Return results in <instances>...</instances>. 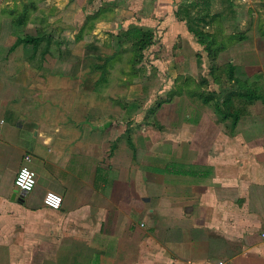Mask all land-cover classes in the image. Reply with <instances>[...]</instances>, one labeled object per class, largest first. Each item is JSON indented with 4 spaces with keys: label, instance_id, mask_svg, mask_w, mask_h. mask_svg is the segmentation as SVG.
<instances>
[{
    "label": "crops",
    "instance_id": "1",
    "mask_svg": "<svg viewBox=\"0 0 264 264\" xmlns=\"http://www.w3.org/2000/svg\"><path fill=\"white\" fill-rule=\"evenodd\" d=\"M197 1L92 0L90 37L65 18L75 1L20 24L0 11V264H264V0H242L240 18L235 0H209L215 57L176 13ZM150 26V58L174 82L149 124L144 54L123 43Z\"/></svg>",
    "mask_w": 264,
    "mask_h": 264
},
{
    "label": "rangeland",
    "instance_id": "2",
    "mask_svg": "<svg viewBox=\"0 0 264 264\" xmlns=\"http://www.w3.org/2000/svg\"><path fill=\"white\" fill-rule=\"evenodd\" d=\"M65 1L66 0H0V11H2L1 12L2 17H4V16L5 17H11L12 13L6 12L9 8H12L11 10H14L13 12H15L16 15H18L23 10V8L27 7V10L29 11V15H30L28 19H30V18H33V15L37 14V12H35V11H37V10L39 11V9L43 8L44 10L42 11V14L43 15L46 14L47 15L46 17L49 18V17H54L55 15H57L59 13V10L55 11L57 8H59V7H57V3L62 4ZM74 1L77 3L78 6H82V4H83V6H82L83 11H79L78 13L75 10L64 11V13L66 15H68V17H65V18L70 19V20H74L75 22L78 20H82L80 23H78V27L76 29H79L81 35H83V33H85L84 34L85 36L90 37L89 36L90 34H87V33H89L92 28H90V26H87V24L86 25H81V24L83 21L85 22V18H86L85 15L89 13L88 9L92 3L91 2L92 0H88L89 3H87V0H86V2H85V0H67V3H71ZM95 1H97V0H95ZM235 1H236V3L240 4L239 9L242 10L241 12H239V14H240L239 18L245 17V14L248 12H247V9L242 5L244 2L242 0H240V2H238L237 0H235ZM219 6H220V3L218 2V0L214 1L212 3V12H214V9L218 8ZM47 8H48V10L46 11ZM92 8H94V7H92ZM92 10H94V9H92ZM94 12L95 11H93L92 14H94ZM159 16H161V15L160 14L156 15L155 19L157 20L159 18ZM87 17H88V15H87ZM94 17L95 16L93 15V18ZM33 19H35V18H33ZM90 20H91V18H90ZM213 20H211L210 23H212ZM215 20H214V22H215ZM222 21H223L221 23L222 25H224L225 27H231V26H234L235 18H232V17L228 18L227 17V18H224ZM91 22H92V20H91ZM213 25H215V23H213L212 26L211 25L207 26L208 28L205 26V29L210 30L211 32H214V34H217L216 33L217 29ZM66 29H68V28H66ZM158 29H159L158 27L155 28V27H151V26L150 27H143V31H145V30L151 31L152 30L151 31L152 37L155 34H158V31L162 30V27H160L159 30ZM68 30H70V29H68ZM72 30H73V27H72ZM134 31H135V29H132L130 31L129 34H131V35L130 36L128 35L127 37H125L124 43H123L126 45L125 49L129 54H130V52L132 53V51L133 52L136 51V49H135L136 46L132 44L134 41L131 42V40H133L134 37L136 36ZM70 34H71V30H70ZM137 38H138L137 39L138 41L143 40V36L137 37ZM78 47L80 49H83L84 45L82 47L79 45ZM105 47H108V45ZM150 48H151V46H149V44H148L145 48L141 49L142 55L144 54L143 71L138 76V81L143 82V86H145V88L141 91L142 97L140 98V103L138 105L140 107L138 109L142 108V110H143V117L142 118H148L149 124L152 123L151 122L152 118H154V119L157 118L155 115V110H157L158 105L162 104L163 102H164V106L163 107L161 106V108H160L159 117L160 118H167L166 102L168 100L169 89H168V87H166V85H170V81H171V80L168 81L169 77L164 73L166 65L164 67H159V70H158L157 66L154 65L152 58H150V55H149V52L151 50ZM126 54L127 53H124V56H126ZM205 61H208V59ZM165 62H166V60H165ZM128 63H129L128 68L131 65H133L130 62H128ZM134 68H132L131 70H134ZM128 75H129L128 81H130L131 76H134V74H133V72L128 71ZM201 77H199L198 81H197V83H199V84L200 83L203 84V81L205 80L204 77L203 78H201ZM175 78L177 79V80H175L176 84L183 83L187 79H188V81H189V79L195 80L191 76H185L184 77L182 74L177 75ZM171 82H174V81H171ZM170 90H172V89H170ZM146 122L147 121L145 119V123Z\"/></svg>",
    "mask_w": 264,
    "mask_h": 264
},
{
    "label": "trees",
    "instance_id": "3",
    "mask_svg": "<svg viewBox=\"0 0 264 264\" xmlns=\"http://www.w3.org/2000/svg\"><path fill=\"white\" fill-rule=\"evenodd\" d=\"M201 3H199V2ZM196 3L200 4V7H197L195 10H191L189 7H181L179 10L176 11L177 14L185 17L187 21V29L196 36V39L199 43L203 45L204 50L207 52L208 55L215 57L217 52V47L215 44V34L214 32H211L210 30L205 29V26L208 25L211 20L216 18L218 13H214L210 16L208 10H209V0H198ZM191 7H194L193 5ZM14 10H10L9 12L12 13V20L15 24H20L24 22L27 17H29V11L27 10V7L23 8V10L16 15ZM95 12L94 15L95 16ZM135 35L138 37L143 36L142 41H134L132 44L136 46V51L139 53L141 52V49L145 48L152 38V32L150 30H141L138 28V30L135 31ZM29 40L24 39L25 42H31L33 45H36L38 43V38L30 37L28 36ZM135 52V51H134ZM218 109V107H216ZM237 118H232V123L235 122Z\"/></svg>",
    "mask_w": 264,
    "mask_h": 264
},
{
    "label": "built area",
    "instance_id": "4",
    "mask_svg": "<svg viewBox=\"0 0 264 264\" xmlns=\"http://www.w3.org/2000/svg\"><path fill=\"white\" fill-rule=\"evenodd\" d=\"M24 158L25 160H28L30 155L26 154ZM13 183L14 186L22 193L30 191L35 184L34 171L25 164L20 165L14 174ZM42 200L44 205L48 208L57 209L61 206L62 196L53 190H48L44 193ZM203 264H223V261L216 260L212 262H205Z\"/></svg>",
    "mask_w": 264,
    "mask_h": 264
},
{
    "label": "water",
    "instance_id": "5",
    "mask_svg": "<svg viewBox=\"0 0 264 264\" xmlns=\"http://www.w3.org/2000/svg\"><path fill=\"white\" fill-rule=\"evenodd\" d=\"M15 190L17 191L18 189L16 188Z\"/></svg>",
    "mask_w": 264,
    "mask_h": 264
}]
</instances>
